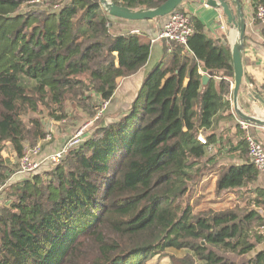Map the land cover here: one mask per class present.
<instances>
[{
	"label": "trees",
	"instance_id": "obj_1",
	"mask_svg": "<svg viewBox=\"0 0 264 264\" xmlns=\"http://www.w3.org/2000/svg\"><path fill=\"white\" fill-rule=\"evenodd\" d=\"M110 1L139 11L167 0ZM251 2L261 23L264 0ZM191 22L187 45L165 47L129 110L104 124L103 104L145 67L150 41L114 35L98 0H0V184L14 174L6 144L21 159L46 136L32 115L62 121L81 110L97 127L51 172L6 187L0 264H264V191L250 189V161L218 168L215 196L234 193L233 207L196 212L192 203L217 171L209 149L219 142L214 125L231 120L233 68L226 44ZM200 65L212 72L205 86Z\"/></svg>",
	"mask_w": 264,
	"mask_h": 264
},
{
	"label": "crops",
	"instance_id": "obj_2",
	"mask_svg": "<svg viewBox=\"0 0 264 264\" xmlns=\"http://www.w3.org/2000/svg\"><path fill=\"white\" fill-rule=\"evenodd\" d=\"M239 2L242 12L246 17L247 30L243 41V78L238 92V107L243 114L255 117L259 120H264V92H262L260 88L264 81V37L262 35L264 32V23H255L251 0H239ZM231 8L235 11L234 4H231ZM180 9L183 13L187 14L191 20H198L203 24L204 33L208 39L216 43L226 44L229 49L230 37L225 27L223 14L209 4L208 0H184ZM110 19V29L114 35L125 33L139 34L145 37L147 41H150V43L164 23V20L133 22L111 17ZM165 47L167 46L164 42L151 44L149 60L145 67L136 74L139 75L141 80L140 83H142L146 75L156 65L162 62ZM190 56L192 57L191 54ZM200 68H202L201 65ZM199 74L201 76L200 72ZM214 81L216 84L218 83V79ZM232 88L233 79H231V91ZM229 100L231 101V120L227 122L224 119H220L214 125V134L219 142L215 147L209 149V158L213 157L215 161H217V171L206 175L201 181L202 184L207 178H211L215 184L219 175L218 171L223 165H243L249 161L245 141V136L247 134L255 138L264 148V127L248 124L247 129H241V121L233 113L232 96ZM115 105L117 104L114 102L113 97L108 107L113 108ZM116 111H121V115L125 113L121 110V107H117ZM220 115H222V111H220L217 116ZM220 145L222 147L221 149ZM241 152L243 153L240 156ZM255 188L264 191V173L257 172V178L250 189ZM231 202L232 201L228 202V200L223 197L218 201H214L212 205L224 206L231 204ZM261 214L264 217V212H261ZM259 249H261V247H259Z\"/></svg>",
	"mask_w": 264,
	"mask_h": 264
},
{
	"label": "rangeland",
	"instance_id": "obj_3",
	"mask_svg": "<svg viewBox=\"0 0 264 264\" xmlns=\"http://www.w3.org/2000/svg\"><path fill=\"white\" fill-rule=\"evenodd\" d=\"M37 9H45V7H34ZM137 74V73H136ZM132 75L125 79H120L118 83L117 90L114 95V102L117 104L115 107H111L106 110L105 115L103 116L102 123H112L113 119L122 116L121 111L118 112L117 107L123 110L125 113L129 110L133 100L136 98L139 89L142 85L140 83L139 75ZM122 101V102H121ZM127 104V105H126ZM120 105V106H119ZM68 116L66 119L62 121H55L51 118H48L46 115H32V118H40L39 120L42 123L43 130L46 134L43 140H40L35 146L40 145L41 150L39 153L40 160L48 156L49 154L55 152L56 150L62 149L67 141H69L72 137H74L78 132H81V138L86 140L89 136L92 135L94 130L97 128L95 126L96 120H90L87 118L88 116L81 110H69L67 109ZM124 113V114H125ZM123 114V115H124ZM29 117H25L24 120L27 122ZM101 126V124L99 125ZM34 146V147H35ZM34 147L25 148V153H28ZM2 158L4 159V164L7 167L13 169L14 174L10 175L8 180L4 185L0 184V209L5 208L4 203V195L6 187L11 184L17 183L18 181H22L25 178L31 176V174H20L19 172V162L20 159H17L15 153L13 152L10 145L6 144L4 150L1 153ZM55 168L54 165L47 164L46 162H41L38 170L33 174L44 175L46 173L51 172ZM209 175V174H207ZM215 185L214 181L211 178H207L204 183L199 184L198 186V196H196L192 203L193 205L199 203L198 208H195V211L201 209H228L233 207L232 204L235 203V194L234 193H223L220 197L215 196ZM225 198L229 201H232L231 204L228 205H217L214 206V201H218L219 199ZM213 201V202H212ZM185 252H177L170 250L168 251L169 255H176L178 257L182 256ZM146 264H171L169 258H154L148 261ZM203 264V263H199Z\"/></svg>",
	"mask_w": 264,
	"mask_h": 264
},
{
	"label": "water",
	"instance_id": "obj_4",
	"mask_svg": "<svg viewBox=\"0 0 264 264\" xmlns=\"http://www.w3.org/2000/svg\"><path fill=\"white\" fill-rule=\"evenodd\" d=\"M105 13L115 19L125 21H151L167 17L184 2V0H167L161 6L150 10L132 11L130 9L120 7L110 0H98ZM209 4L221 11L225 21V27L229 33V55L233 68V88L232 109L235 116L241 121L248 124H254L264 127V120H259L255 117L243 114L238 107V92L243 78L242 52L243 41L246 27V17L242 12L239 0H208ZM231 4L235 5V11L231 8ZM201 85L205 86L212 78V72L207 71L206 68H200ZM188 81H185V85ZM264 249V242L261 246Z\"/></svg>",
	"mask_w": 264,
	"mask_h": 264
},
{
	"label": "built area",
	"instance_id": "obj_5",
	"mask_svg": "<svg viewBox=\"0 0 264 264\" xmlns=\"http://www.w3.org/2000/svg\"><path fill=\"white\" fill-rule=\"evenodd\" d=\"M257 19L261 23H264V9L262 7L258 8ZM158 21H163L162 27L157 31L155 37L152 39L151 44L164 42L170 51L171 46L179 45L186 46L189 39L193 36L194 29L190 17L180 11H174L167 17L157 19ZM261 91L264 92V81L261 85ZM109 103L103 104V109L98 116L106 111ZM241 129L245 130L248 127V123L241 122ZM198 140L204 144V139L199 137ZM247 154L250 163L255 167L257 172L264 173V148L262 145L251 135L247 134L245 136ZM82 142L81 132H78L74 137H72L62 149L56 150L55 152L49 154L45 158L40 160V145L35 146L28 153H25L19 162V172L20 174H32L38 170L41 162H46L50 165H56L65 156L67 151L71 148L77 147Z\"/></svg>",
	"mask_w": 264,
	"mask_h": 264
}]
</instances>
